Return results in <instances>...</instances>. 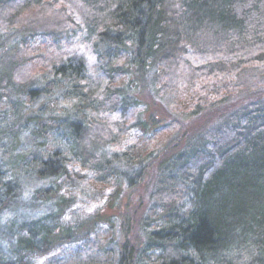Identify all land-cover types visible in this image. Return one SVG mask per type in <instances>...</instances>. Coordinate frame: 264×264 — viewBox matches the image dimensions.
Here are the masks:
<instances>
[{"label":"trees","instance_id":"16d2710c","mask_svg":"<svg viewBox=\"0 0 264 264\" xmlns=\"http://www.w3.org/2000/svg\"><path fill=\"white\" fill-rule=\"evenodd\" d=\"M1 26L20 64L3 74L19 99L0 125V213L22 181L47 209L15 210L0 264H264V86L242 80L264 71V0H0ZM33 40L52 50L38 74L17 50ZM147 84L168 116L145 114ZM83 178L137 201L116 251L97 215L64 221Z\"/></svg>","mask_w":264,"mask_h":264},{"label":"rangeland","instance_id":"374dc122","mask_svg":"<svg viewBox=\"0 0 264 264\" xmlns=\"http://www.w3.org/2000/svg\"><path fill=\"white\" fill-rule=\"evenodd\" d=\"M47 13H50L49 15H51L50 10ZM49 22L50 21L48 20V24L51 27L50 24L51 22L50 23ZM71 29L73 31L71 32V38H73L74 36L75 37L78 36V32H77L78 30L76 28H71ZM2 31H4L3 26H1L0 28V32ZM80 38L81 39L79 42L82 41L81 36ZM39 44H40L39 41L33 40L30 46H28V48H22L20 46L17 49L20 50V52L18 53H20L22 57L25 55V57L29 59L27 60L28 64L25 63L24 68H26L27 70L30 69L31 70L30 72H35L36 74H38V72L44 69L45 58L49 56V53L52 51L51 49L49 48L46 49L45 47ZM81 47H82L81 50L86 55V58L89 59L90 61L93 60V55L90 49L85 45H82ZM16 57L17 56L12 54L11 50H7L5 53L0 54V70H1L0 125L9 124V121L12 116L11 110L13 108V103H14L13 101L19 99V96L16 94L14 88H12L9 85H6V80L4 78L5 75H3L5 71L8 72L11 69V66L9 65H16V62L17 64H20V62H18V59H16ZM22 57L19 58L20 61H22ZM253 77L260 78L259 82L263 81L261 84L262 86H264V71H260L258 69L250 73L249 75L243 77L242 80H246ZM253 82L256 84L259 83L258 81H253ZM260 85L258 84V86ZM241 89L242 88L237 89V91L240 90V94L238 93V97L237 95H233L234 96L232 98L233 100L242 98V96H244L246 90L242 91ZM190 93L191 91L189 90H185V92H182V95L178 100L179 107L183 106V108H185L186 110H190V108L194 106V100H192ZM141 96L143 100L141 104L142 106H144L143 109H145L146 115L148 114L149 111H152L158 116H163V115L168 116L171 113V110L161 99L160 93L157 94L155 87L150 86V84H147V88L145 91L142 92ZM184 120L189 122L192 120V118L189 116H185ZM196 122L197 120H195L193 123L189 125H192ZM21 141L23 144H25L27 139L23 138L21 139ZM6 143H7L6 139L2 141L0 140V160H3L9 155H11V152H9V150H7V148L5 147V145L8 144ZM21 149L22 148L20 147L19 150ZM6 173H7L6 178L9 179L12 178V175H10L11 171L8 170ZM25 182L22 181L21 184H19L17 190L18 193H16L15 199L12 200L11 203L8 202L7 208L2 209L0 213V255H3V257L10 256L9 244L11 242V235L7 233L6 226L7 223L15 215V210H17L18 213H22L24 216V220L27 221L30 220L31 218H38L44 212H46L47 209V208L45 209L44 207L45 205L33 201L30 198L32 189H34L37 185H32V184L29 185L27 184V182L26 183ZM76 183H77L76 186L74 187L72 186L73 188L72 193L74 196L72 197L71 206L67 208L65 212L64 221L66 220L69 223H75L78 221H83L88 216L95 217L97 215V220H99V223L96 226L98 227L97 234L99 235V237H101L102 240L104 241L108 240L110 242L109 245L111 249L116 251L119 244V238L121 236L118 233V226L120 225L122 219L126 214L127 215L129 214L130 217L134 215L135 211L133 210L132 207L137 205L136 199L133 197L132 202L127 204L126 196H123V192H121L119 198L117 199L118 201L113 202L109 199L108 187L103 188L101 187V185L93 186L94 184L92 185L85 178L81 179ZM125 203L128 206H126ZM44 261H45V257L40 259L32 258L30 264H44Z\"/></svg>","mask_w":264,"mask_h":264}]
</instances>
